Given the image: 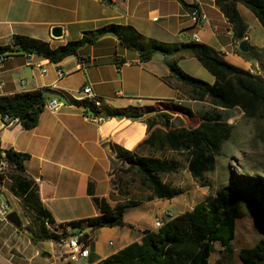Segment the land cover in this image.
I'll list each match as a JSON object with an SVG mask.
<instances>
[{"label": "crops", "instance_id": "1", "mask_svg": "<svg viewBox=\"0 0 264 264\" xmlns=\"http://www.w3.org/2000/svg\"><path fill=\"white\" fill-rule=\"evenodd\" d=\"M183 1L198 7L206 20L194 23L189 17L190 10L181 0H0V46L11 44L14 34H25L43 39L54 47L110 24L128 25L143 35V39L137 41L132 36L134 46L129 47L115 34L106 33L94 43L81 46L77 55H69L59 62L37 54L12 52L0 64V95L41 89L46 102L53 98L73 101L56 111L44 106L36 125L31 128L0 123V147H12L29 154L24 162L25 170L36 181L40 199L54 222L66 223L100 214L93 195L103 197L111 207L126 204L123 225L97 229L83 225L82 229H77L91 237V264H101L103 259L131 242L140 241L146 230H155L156 216L177 206L176 196L158 197L145 185L131 191L127 183L117 188L111 183L112 179L117 182L119 174L128 168V164L114 157L115 146L147 155L145 151L154 148L141 145L142 141L152 131L166 129L169 121L164 120L154 105L168 102L178 107L188 100L186 85L166 64V54L158 51L143 60L139 47L146 46L148 38L155 39L170 48L167 57L171 61L181 65L180 62L186 60L197 72L204 67L189 52L180 50L179 45L203 42L221 51L234 64L247 69L252 64V60L236 52L238 41L234 40L232 25L215 0ZM245 8L237 4L243 21L247 25L245 17H248L255 22L257 18ZM55 24L63 26L64 35L60 38L50 35V27ZM195 34L198 38L193 36ZM246 35L250 45L264 48L251 42L247 30ZM57 67L63 70L62 77L57 76ZM211 76L213 82L214 76ZM86 84L92 86L102 105L130 108L136 104L141 106L143 114L110 116L101 123L87 120L84 114L89 109L74 102L81 101V88ZM162 179L166 181L163 176ZM0 186L5 188L3 184ZM141 193L144 196L138 195ZM185 204L182 197L176 210ZM50 242L52 247L42 249V255L64 264L73 262L63 256L62 244Z\"/></svg>", "mask_w": 264, "mask_h": 264}, {"label": "trees", "instance_id": "2", "mask_svg": "<svg viewBox=\"0 0 264 264\" xmlns=\"http://www.w3.org/2000/svg\"><path fill=\"white\" fill-rule=\"evenodd\" d=\"M181 1L189 10L198 8ZM238 3L249 9L264 29V0H215L216 6L232 25L236 41L242 39L247 30L238 12ZM106 33L115 34L129 47L134 46L130 39L132 36L136 41L143 39V35L131 26L110 24L86 31L80 38L54 47L40 38L14 34L12 43L0 46V52H26L59 62L69 55H77L81 46L94 43ZM147 40L146 46L139 47L141 58L146 60L158 51L166 54L165 62L170 70L182 84L190 87L192 94L188 98L207 100L212 107L199 116L196 126L180 124L175 127L167 122L166 129L152 131L141 145L148 144L156 151L171 150L185 154L190 175L194 179H202V186L210 187L209 182H203L204 173L215 169L220 149L233 130V125L223 113L238 108L246 118L264 122V77L228 61L221 51L209 44L189 41L179 45L180 50L189 52L214 76V81L210 83L191 76L176 61H171L167 57L170 52L168 46L155 39ZM236 52L247 60L258 61L264 54V48L250 45L248 52H240L237 48ZM43 92L34 89L0 95V114L18 117L23 128L33 127L46 103ZM74 102L89 106L91 110H97L107 117H139L143 114L141 106L118 108L102 105L101 109H96L87 100ZM115 148L119 155L117 161L128 164L123 172L137 173L141 184L151 189L154 195L173 198L184 192L182 187L162 179V174L179 169V164L173 158L130 153L117 145ZM28 157V153L16 151L12 147H0V163L3 166L0 184L4 179L8 180V189L17 197L29 218L26 227L36 240L59 243L62 238L60 235L68 232V229L81 228L83 225H90L93 229L123 225L126 204L119 203L111 207L103 197L94 195L93 200L100 208V214L66 223L54 222L51 212L40 199L36 181L25 170L24 162ZM111 183L116 188L119 184H126L120 177L117 182L112 179ZM243 199L240 187L232 184L221 186L191 209L167 219L157 230H146L140 241L131 242L103 259L101 264H211L209 257L215 251V242H219L229 254L233 253L231 240L235 237L237 220L242 215ZM237 254L242 264H260L264 261V236L250 247H241Z\"/></svg>", "mask_w": 264, "mask_h": 264}, {"label": "rangeland", "instance_id": "3", "mask_svg": "<svg viewBox=\"0 0 264 264\" xmlns=\"http://www.w3.org/2000/svg\"><path fill=\"white\" fill-rule=\"evenodd\" d=\"M246 11L251 13L247 9ZM245 20L251 42L261 47L264 46V29L261 24L257 20L253 22L248 17H245ZM195 63L199 65L196 60ZM180 64L179 66L191 76L212 82L211 74L201 66L200 68L204 72H197L194 66L186 60L181 61ZM248 69L264 77V54L258 61L252 60ZM185 94L186 96L192 94L189 86L185 87ZM186 99L188 100L178 104V107L172 106L168 102H159L154 105V109L161 112L164 120L168 119V123L172 126L178 127L183 124L186 127H194L200 120L199 116L212 106L207 100L192 101L188 97ZM135 101L136 99L134 103ZM133 106L136 107V104ZM223 114L227 121L233 125V130L230 138L223 143L220 149L215 169L204 173L203 182H209L210 187L202 186V179H194L190 175L185 154L171 150L156 151L153 149H149L150 151L147 149L145 152L158 157L173 158L179 164L177 172L162 174L166 181L182 187L184 190L183 194L176 196L177 206L171 207L172 214L191 209L194 204L204 200L221 186L232 184L241 188L244 198L243 208L242 215L236 223L235 237L231 240L233 253L229 254L219 242H215V251L211 253L209 260L211 264H242L237 254L238 250L241 247L252 246L260 237L264 236V122L246 118L238 108ZM119 177L128 184L131 191L145 188L140 182L139 175L133 171L121 172ZM1 184L6 189L0 186V201L8 205L7 212L16 211L19 214L22 226L16 228L6 219H0V264H64L60 260H52L47 255L41 254L42 249L52 247L51 242L43 239L36 240L32 236L26 227L29 218L20 202L9 193L8 180L4 179ZM138 195L144 196L142 193ZM182 197L186 204L176 210ZM59 244L64 246L63 256L65 257L69 252L66 237H62ZM72 261L71 264H79L78 261ZM260 264H264V261Z\"/></svg>", "mask_w": 264, "mask_h": 264}, {"label": "built area", "instance_id": "4", "mask_svg": "<svg viewBox=\"0 0 264 264\" xmlns=\"http://www.w3.org/2000/svg\"><path fill=\"white\" fill-rule=\"evenodd\" d=\"M109 2H113L115 0H105ZM192 18V16H189ZM156 18V17H155ZM206 20V15L201 12V18L200 19H195V23H203ZM193 36H197L196 34ZM9 53L6 52H0V64L3 63L8 57ZM43 72V71H42ZM56 73L58 77H62L64 75L63 70L60 67H57ZM85 91H93V88L90 84H86L81 88L82 94H84ZM137 100V99H136ZM66 104L71 105V101H62L57 98H53L45 103V107H48L51 111H56L58 110L61 106H64ZM93 106V104H91ZM85 106V105H84ZM89 109L88 113L84 114V117L87 120H90L95 123H101L104 119L108 118L105 116L103 113L99 111H93L89 106H86ZM101 109V108H100ZM20 119L16 116H9V115H1L0 114V123L1 125H14V124H19ZM2 164L0 163V170L2 168ZM8 205L0 201V219H5V216L9 213L7 212ZM173 214L171 213L170 210H164L160 215L156 216L153 222V228L157 230L159 227H161L164 222L171 218ZM75 229H81L80 227H76L73 229H68V232L63 233L60 235V237H66V245H68V251H69V261H72V233L75 231ZM90 242H91V237H88V233L84 231V239L80 242L81 245V251L83 253V258H84V264H91L89 261V254H90Z\"/></svg>", "mask_w": 264, "mask_h": 264}, {"label": "bare ground", "instance_id": "5", "mask_svg": "<svg viewBox=\"0 0 264 264\" xmlns=\"http://www.w3.org/2000/svg\"><path fill=\"white\" fill-rule=\"evenodd\" d=\"M190 16H192V20L195 23V19H200L201 18V13L199 11L198 8H193L192 10H190ZM195 38H198L197 36H195ZM81 100H87L88 102H90L91 104H93V106L96 109H100L102 107V101L100 98H98L96 96V94L93 91H85ZM97 111V110H96ZM84 239V233L80 230H75L72 233V251H73V255H72V260L78 261L79 264H84V258H83V253L81 251V245L80 242ZM65 257H67V259H69V252L67 255H65Z\"/></svg>", "mask_w": 264, "mask_h": 264}, {"label": "water", "instance_id": "6", "mask_svg": "<svg viewBox=\"0 0 264 264\" xmlns=\"http://www.w3.org/2000/svg\"><path fill=\"white\" fill-rule=\"evenodd\" d=\"M50 35L54 38H60L64 35L63 26L60 24H55L50 27ZM237 48L240 52H248L250 50L249 38L245 35L242 39L237 42ZM116 159H119V155L115 154ZM5 219L10 222L16 228L22 226V220L16 211L9 212Z\"/></svg>", "mask_w": 264, "mask_h": 264}]
</instances>
